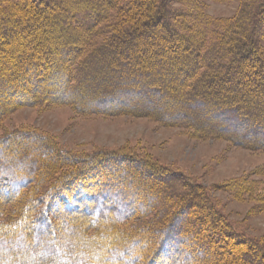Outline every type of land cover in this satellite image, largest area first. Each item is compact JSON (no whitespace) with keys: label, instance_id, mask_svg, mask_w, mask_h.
Wrapping results in <instances>:
<instances>
[{"label":"trees","instance_id":"obj_1","mask_svg":"<svg viewBox=\"0 0 264 264\" xmlns=\"http://www.w3.org/2000/svg\"><path fill=\"white\" fill-rule=\"evenodd\" d=\"M176 2L197 13H179L170 0H0V119L50 101L85 115L148 117L201 140L264 152V49L257 38L264 0H242L235 25L209 19L203 0ZM22 85L36 94H25ZM48 143L33 131L0 140V195L21 202L8 222L0 218V264H111L149 239L148 253L129 261L153 264L169 243V264H215L222 249L232 258L223 264H264V243L232 223L207 187L145 163L82 191L92 199L89 215L121 229L130 225L133 239L121 230L127 245L96 243L101 235L84 229L72 246L55 230L59 244H41L50 232L41 218L34 232L27 224L13 229L25 210L34 205L38 212L34 201L46 203L43 215L58 193L68 210L78 202L80 192L67 194L62 186L80 177L89 157L63 156ZM35 177L50 183L45 199H37L41 187L17 199ZM225 234L253 252L238 253Z\"/></svg>","mask_w":264,"mask_h":264},{"label":"rangeland","instance_id":"obj_2","mask_svg":"<svg viewBox=\"0 0 264 264\" xmlns=\"http://www.w3.org/2000/svg\"><path fill=\"white\" fill-rule=\"evenodd\" d=\"M203 3L205 6L202 13L209 19L228 21L229 24L234 23V18L238 17L242 8V0H203ZM169 5L176 10L179 9V13L184 11L197 13L195 10L191 11L188 5L177 3L176 0H170ZM257 36L264 49V21L258 29ZM20 88L25 94L31 95L35 92L32 93L26 85ZM23 131H33L47 137L48 144L55 146V151L63 156L67 155L64 153L67 151L69 155H78L82 158L88 156L87 160L90 161L89 165L84 166L78 179H72L62 186L67 194L72 192L75 195L80 192L78 202L73 204L75 206L73 210L65 207L62 193L57 192L58 197L47 202L49 207L44 215L39 212L46 203L34 201L33 203L38 206V212L33 205L31 209L24 211L23 222L13 226V229L18 231L17 227L27 224L33 231L39 225L38 219L41 218V222L47 220L50 232L41 244L51 243L53 240L59 244L56 234L54 237L55 230L59 237L62 236L64 240L67 238L66 242L72 246L75 234L84 229V232L90 236L101 235L100 238L95 237L96 243L107 242L115 247L127 245V242L124 243L127 239L120 238L121 230L125 229V234L127 233L129 238L133 239L130 225L124 224L122 225L124 229H121L120 225L110 226L109 218L100 220L98 216L89 215L86 209L92 199H89L88 195L82 191L85 188L87 192H91L88 185L96 184L100 187L110 175L114 176L115 172H122L124 168L128 171L136 170L138 163L153 165L159 170L162 169L161 171L172 170L190 176L197 183L208 188L217 199L221 211L232 223H235L242 232L264 243V152L262 151L248 150L226 140H201L194 137L190 131L167 126L148 117L85 115L78 113L71 106L51 104L50 101L36 105H23L0 119V140L20 136ZM59 170L63 172L65 169ZM144 176L141 177V181L146 179ZM151 180H153L152 176H149V181ZM39 181V178L36 179L27 185L23 192L14 195L17 199L28 198L33 194L32 191L41 187L42 191L37 194V199H45L43 194L50 183L40 184ZM92 192L95 194L97 191L95 189ZM20 203L9 202L4 195H0V205L3 206L0 218L8 222L7 214ZM30 203L27 199L24 201V204ZM20 215L19 213L16 217ZM93 217L99 223H92ZM134 221L142 224V219ZM100 223H106V225ZM146 236L150 238L149 233ZM119 238L123 243H119ZM223 239L238 248V253L253 252L230 235L225 234ZM140 244L139 249L128 250L127 253L123 251L117 261H110V263L135 264L129 260L145 251L144 255L147 254L150 239ZM211 245H214V242H211ZM121 247L118 248L119 251ZM171 253L170 244L166 243L165 249L157 254L153 264H169ZM225 253H227L226 250L222 249L219 255L212 257V260H218L215 264H223L225 258L232 260L231 256H223ZM141 261L138 263H143Z\"/></svg>","mask_w":264,"mask_h":264},{"label":"bare ground","instance_id":"obj_3","mask_svg":"<svg viewBox=\"0 0 264 264\" xmlns=\"http://www.w3.org/2000/svg\"><path fill=\"white\" fill-rule=\"evenodd\" d=\"M4 48V47H3ZM252 89V88H251Z\"/></svg>","mask_w":264,"mask_h":264}]
</instances>
